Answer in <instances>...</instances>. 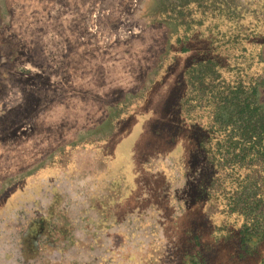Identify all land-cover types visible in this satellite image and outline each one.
<instances>
[{
    "label": "rangeland",
    "instance_id": "rangeland-1",
    "mask_svg": "<svg viewBox=\"0 0 264 264\" xmlns=\"http://www.w3.org/2000/svg\"><path fill=\"white\" fill-rule=\"evenodd\" d=\"M163 1L0 0V264H264L201 192L199 134L163 119L190 63L151 87Z\"/></svg>",
    "mask_w": 264,
    "mask_h": 264
},
{
    "label": "trees",
    "instance_id": "trees-1",
    "mask_svg": "<svg viewBox=\"0 0 264 264\" xmlns=\"http://www.w3.org/2000/svg\"><path fill=\"white\" fill-rule=\"evenodd\" d=\"M245 10L231 0H164L147 18L148 26L171 29L152 88L175 73L178 58L190 59L163 119L199 134L207 172L200 190L228 217L243 218L244 259L264 244V12ZM126 100L114 109L122 117L129 114ZM200 257L192 259L199 264Z\"/></svg>",
    "mask_w": 264,
    "mask_h": 264
},
{
    "label": "crops",
    "instance_id": "crops-1",
    "mask_svg": "<svg viewBox=\"0 0 264 264\" xmlns=\"http://www.w3.org/2000/svg\"><path fill=\"white\" fill-rule=\"evenodd\" d=\"M263 91H264V89L261 90V101H262V103H264L263 100H262V92Z\"/></svg>",
    "mask_w": 264,
    "mask_h": 264
}]
</instances>
